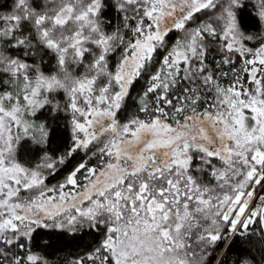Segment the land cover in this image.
Returning <instances> with one entry per match:
<instances>
[{
	"label": "snow or ice",
	"instance_id": "obj_1",
	"mask_svg": "<svg viewBox=\"0 0 264 264\" xmlns=\"http://www.w3.org/2000/svg\"><path fill=\"white\" fill-rule=\"evenodd\" d=\"M0 264H264V0H0Z\"/></svg>",
	"mask_w": 264,
	"mask_h": 264
}]
</instances>
